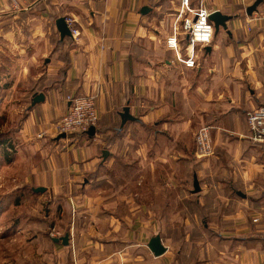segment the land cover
I'll list each match as a JSON object with an SVG mask.
<instances>
[{"label":"crops","instance_id":"crops-1","mask_svg":"<svg viewBox=\"0 0 264 264\" xmlns=\"http://www.w3.org/2000/svg\"><path fill=\"white\" fill-rule=\"evenodd\" d=\"M256 1L191 0L231 19L188 69L185 37L167 46L180 0H23L19 11L0 0V105L19 92L26 110L8 147L24 196L48 206L7 228L24 241L5 247L4 264H264V151L246 119L264 107V30L246 27L264 11L261 0L248 15ZM59 18L79 34L62 40ZM88 95L94 134H58L70 101ZM126 107L134 119L122 125ZM203 127L209 157L197 152ZM66 234L68 245L55 242Z\"/></svg>","mask_w":264,"mask_h":264},{"label":"built area","instance_id":"built-area-1","mask_svg":"<svg viewBox=\"0 0 264 264\" xmlns=\"http://www.w3.org/2000/svg\"><path fill=\"white\" fill-rule=\"evenodd\" d=\"M23 0H11L12 10L19 11ZM212 13L202 5L194 10L191 8V0H180V10L176 16V29L174 34L167 39V46L174 51L178 50V36L182 35L187 40L185 56H178V61L188 69L196 68V56L194 47L208 46L215 35L214 24L210 21ZM189 16V17H188ZM66 23L72 37L79 32L75 27V20L67 19ZM251 23L260 25L264 30V11L255 14L248 19L246 27L252 29ZM180 24V25H179ZM191 48V51L189 50ZM249 127V139L264 151V107L246 114ZM99 122V114L96 106V97L88 95L74 98L70 101L68 112L56 124V132L60 135L87 134L90 129L96 128ZM197 152L201 157H209L212 154V140L209 127H203L196 135ZM254 224H261L259 217L253 218Z\"/></svg>","mask_w":264,"mask_h":264},{"label":"rangeland","instance_id":"rangeland-1","mask_svg":"<svg viewBox=\"0 0 264 264\" xmlns=\"http://www.w3.org/2000/svg\"><path fill=\"white\" fill-rule=\"evenodd\" d=\"M6 58V55H0V60H5ZM4 91V89H0V100L4 98ZM12 95L14 100L9 98L8 104L3 103L0 105V264H4V261L7 259L5 254L6 246L14 245L10 243H20L21 240L24 241L23 237H19L18 239L13 237V239H11V236H9V230L7 231V228L16 227V225H14V223H16L15 219L21 215L24 226L29 227L34 221L31 218L33 214H37L41 217L48 211V206L45 203L40 204V208L37 211L36 208L39 205L30 198L24 196L25 194L22 188L25 187L26 183L21 181V177L24 173L20 169L19 163L16 162L13 164L15 161L14 149L9 150L8 145L11 141L8 140L11 139L13 132L21 126L26 115V110L21 102L23 93L14 92ZM14 101L15 106L12 104ZM5 139L8 141L7 144H5ZM7 152L8 154H6ZM116 168L117 163L115 161L113 168H110L108 173L109 180L112 183H116L117 181L115 173ZM22 169L24 170V168ZM128 178L129 180L132 179L131 173ZM22 220H18L17 222L20 224ZM6 233L9 239L5 238Z\"/></svg>","mask_w":264,"mask_h":264},{"label":"water","instance_id":"water-1","mask_svg":"<svg viewBox=\"0 0 264 264\" xmlns=\"http://www.w3.org/2000/svg\"><path fill=\"white\" fill-rule=\"evenodd\" d=\"M261 0H257L254 5H252L251 7H249V9L247 10L248 15H252L254 12L257 11V7L260 4ZM231 19V17L225 16L220 12H213L210 15V21L214 24V29H215V33H218V31L223 28L224 30L227 29V22ZM56 25L58 28V31L60 32L61 35V39L63 40L66 37H72L71 31L66 23V19L65 18H59L56 21ZM44 95L43 94H38L34 97L33 99V105H36L37 103L44 101ZM121 118H122V125H124L128 120H133L134 118L130 115V109L128 107L124 108L123 112L121 113ZM95 129L92 128L90 129V131L88 132L89 134H94ZM63 137H65L66 135H62ZM36 193L37 192H42L44 191V189L42 188H37L34 190ZM200 191V186L198 181L194 182V192H199ZM69 234H66L64 237L62 238H58L55 239L56 243L62 242L63 245H68L69 244ZM149 249L151 250V252L156 256H161L162 254L165 253L166 249L165 247L162 245L161 242V238L159 235L155 236L154 238H152L149 242L148 245Z\"/></svg>","mask_w":264,"mask_h":264},{"label":"trees","instance_id":"trees-1","mask_svg":"<svg viewBox=\"0 0 264 264\" xmlns=\"http://www.w3.org/2000/svg\"><path fill=\"white\" fill-rule=\"evenodd\" d=\"M8 141H10V140H8ZM8 141H7V139H5V144H7L8 143ZM10 143V142H9ZM2 144V143H1ZM9 159V158H8Z\"/></svg>","mask_w":264,"mask_h":264}]
</instances>
